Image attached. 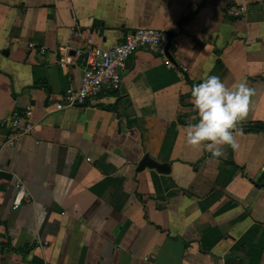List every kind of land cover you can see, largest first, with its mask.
Listing matches in <instances>:
<instances>
[{
  "label": "crops",
  "instance_id": "obj_1",
  "mask_svg": "<svg viewBox=\"0 0 264 264\" xmlns=\"http://www.w3.org/2000/svg\"><path fill=\"white\" fill-rule=\"evenodd\" d=\"M141 27L173 31L169 56L138 49L116 90L55 108L86 50ZM208 75L253 89L220 157L186 142ZM1 120L0 264H264V0H0Z\"/></svg>",
  "mask_w": 264,
  "mask_h": 264
},
{
  "label": "built area",
  "instance_id": "obj_2",
  "mask_svg": "<svg viewBox=\"0 0 264 264\" xmlns=\"http://www.w3.org/2000/svg\"><path fill=\"white\" fill-rule=\"evenodd\" d=\"M167 42L165 29L141 27L129 31L121 42H117L107 48L91 47L85 53V65L82 70V78L77 88L65 90L60 100L55 103L56 109L63 107H74L86 104H94L103 92L116 90L121 81L123 72L130 56L138 49H152L154 47H164ZM30 48L34 44L29 43ZM41 55L46 53L42 47L38 48ZM71 58L68 55L58 58V65L70 64ZM167 65H173L167 61ZM180 70L185 72L186 67L181 66ZM32 110L26 107L23 110L12 112L7 121L11 132L7 136L6 144L13 145L17 139L33 131L31 121ZM4 120L0 121V126H5ZM26 200V193L22 182H17V192L13 200L12 208L19 206L22 200Z\"/></svg>",
  "mask_w": 264,
  "mask_h": 264
},
{
  "label": "clouds",
  "instance_id": "obj_3",
  "mask_svg": "<svg viewBox=\"0 0 264 264\" xmlns=\"http://www.w3.org/2000/svg\"><path fill=\"white\" fill-rule=\"evenodd\" d=\"M253 89L245 81L226 86L216 75H208L192 86L193 106L198 114L186 128V142L203 145L213 157L222 155V146L235 147L237 122L247 114Z\"/></svg>",
  "mask_w": 264,
  "mask_h": 264
},
{
  "label": "water",
  "instance_id": "obj_4",
  "mask_svg": "<svg viewBox=\"0 0 264 264\" xmlns=\"http://www.w3.org/2000/svg\"><path fill=\"white\" fill-rule=\"evenodd\" d=\"M166 34H167V42L165 44V48H164V52L167 56H169V48H170V45H171V37L174 35L173 31L171 30H168L166 31ZM169 58V57H168ZM170 59V58H169ZM171 60V59H170Z\"/></svg>",
  "mask_w": 264,
  "mask_h": 264
},
{
  "label": "trees",
  "instance_id": "obj_5",
  "mask_svg": "<svg viewBox=\"0 0 264 264\" xmlns=\"http://www.w3.org/2000/svg\"><path fill=\"white\" fill-rule=\"evenodd\" d=\"M261 126H263L262 128L264 129V122L257 123L255 128L258 129V128H260Z\"/></svg>",
  "mask_w": 264,
  "mask_h": 264
}]
</instances>
